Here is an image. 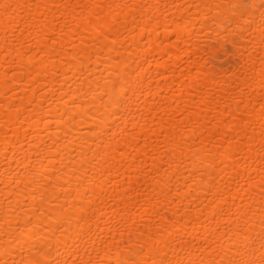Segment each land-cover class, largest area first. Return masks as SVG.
<instances>
[{
	"label": "bare ground",
	"instance_id": "1",
	"mask_svg": "<svg viewBox=\"0 0 264 264\" xmlns=\"http://www.w3.org/2000/svg\"><path fill=\"white\" fill-rule=\"evenodd\" d=\"M0 264H264V0H0Z\"/></svg>",
	"mask_w": 264,
	"mask_h": 264
}]
</instances>
